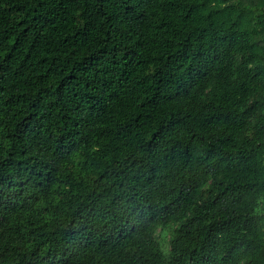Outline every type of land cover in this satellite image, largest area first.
Returning a JSON list of instances; mask_svg holds the SVG:
<instances>
[{"label":"trees","instance_id":"obj_1","mask_svg":"<svg viewBox=\"0 0 264 264\" xmlns=\"http://www.w3.org/2000/svg\"><path fill=\"white\" fill-rule=\"evenodd\" d=\"M0 264H264V0H0Z\"/></svg>","mask_w":264,"mask_h":264},{"label":"rangeland","instance_id":"obj_2","mask_svg":"<svg viewBox=\"0 0 264 264\" xmlns=\"http://www.w3.org/2000/svg\"><path fill=\"white\" fill-rule=\"evenodd\" d=\"M162 247L165 253H167L169 251V245L167 241H163L162 242Z\"/></svg>","mask_w":264,"mask_h":264}]
</instances>
